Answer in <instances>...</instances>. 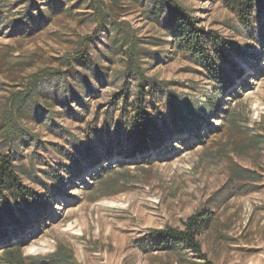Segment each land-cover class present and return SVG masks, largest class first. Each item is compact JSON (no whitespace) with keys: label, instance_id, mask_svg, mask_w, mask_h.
I'll return each instance as SVG.
<instances>
[{"label":"rangeland","instance_id":"rangeland-1","mask_svg":"<svg viewBox=\"0 0 264 264\" xmlns=\"http://www.w3.org/2000/svg\"><path fill=\"white\" fill-rule=\"evenodd\" d=\"M175 1L215 32L205 37L218 71L188 54L166 12L153 18L155 0H103L109 22L87 66L70 70L96 27L86 0H40L27 14L22 0L0 3V155L30 190L7 185L0 198V254L18 243L39 257L25 264H205L153 231L183 230L199 211L213 264H264V0ZM113 19L146 49L142 75ZM142 78L156 146L132 155ZM58 247L72 262L54 258Z\"/></svg>","mask_w":264,"mask_h":264},{"label":"trees","instance_id":"trees-1","mask_svg":"<svg viewBox=\"0 0 264 264\" xmlns=\"http://www.w3.org/2000/svg\"><path fill=\"white\" fill-rule=\"evenodd\" d=\"M5 0H0V3ZM24 2V11L27 14L36 2L40 0H22ZM92 10L96 20V27L92 34L83 38L80 43L79 49L72 54L68 55L66 60L67 69H73L72 60H75L79 66L86 67L88 64V49L89 43L97 37L98 32L109 22L108 10L103 4V0H86ZM156 4L151 9L153 18L160 21L163 12L167 13L166 21L169 23L172 30H175L183 35H186V45L183 46L187 50L188 54L195 58L200 55L204 60L208 69L218 71V68L212 66L210 53L207 49L208 40L205 37L206 34L216 37L215 32L211 30H205L203 27L198 26V19L190 16L185 9L175 0H155ZM228 6L232 7L233 3L237 4L243 2L247 4L248 0H227ZM240 19L246 21V16L239 12ZM113 38L120 41L121 44H125L128 47L129 54V70L139 71L141 73L140 66V54L146 51L141 45V40L137 35L135 29L126 21H119L113 19L111 21ZM58 71V70H56ZM45 72V70H44ZM145 87V80L142 78L138 84V93L134 105L133 126L131 130V137L129 142L130 153L144 154L148 150L156 146L153 142V135L156 130V122L152 115L147 111L143 100V89ZM17 95V94H16ZM8 131L11 130V123L7 124ZM9 186L20 194L30 195V190L24 187L19 181L18 175L12 163L10 155H0V198ZM210 222L209 215L202 212H195L190 215L185 221V228L183 230L167 228L153 230L157 234H163L165 237L178 238L183 246L199 258L204 260L205 264H213L203 252L201 244L198 240V234L205 229ZM56 260L67 258L69 262H72L73 258L71 254H65L62 247H58L53 254ZM2 258V264H25L26 260L35 261L39 257L28 256L24 254L22 247L18 243L7 245L0 254Z\"/></svg>","mask_w":264,"mask_h":264}]
</instances>
